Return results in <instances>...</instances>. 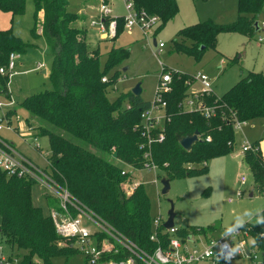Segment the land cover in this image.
<instances>
[{
  "label": "trees",
  "instance_id": "obj_1",
  "mask_svg": "<svg viewBox=\"0 0 264 264\" xmlns=\"http://www.w3.org/2000/svg\"><path fill=\"white\" fill-rule=\"evenodd\" d=\"M133 1L138 10L160 17V28L179 11L177 0ZM263 4L264 0H239L240 15L236 22L218 25L208 21L186 28L180 37L190 42L176 44L177 49L199 56L207 48L216 46L220 33L251 35V29L256 31V22L250 23L249 18L258 17ZM34 6L35 25L31 33L45 39L53 56V67L48 73L53 89L26 98L20 107L36 121L39 134L48 137L56 180L101 218L152 251L156 244L150 241L154 217L150 198L141 182L134 180L131 173L122 175V172L129 168L144 170L153 162L170 181L206 173L207 160L233 151L234 147L228 144L235 143L234 116L239 120H264V74L249 73L220 98L204 95V101L216 111L210 120L199 113H179L178 104L189 90L188 75H174L172 91L166 96L168 112L173 115L166 125V139L163 143L149 144L135 128L141 126V114L150 107V102L132 93L111 101L108 88L117 80L102 81L128 58L129 51L114 47L102 68L99 50L91 51L84 28L75 26L80 19L69 11V0H34ZM26 9L27 0H0V11L12 17L25 15ZM40 12L44 13L42 20ZM122 25L123 19L119 20L117 33ZM28 48L12 30L0 28V68L8 66L12 53L23 55ZM8 76L0 74V89L7 97ZM196 131L203 139L186 151L180 142ZM207 137L211 142H206ZM253 145L258 149L247 152L244 160L254 184L264 194V161L258 145ZM148 153L150 157L146 158ZM201 162L206 164H203L205 169H190L189 165ZM136 183L138 186L133 188ZM34 185V181L8 176L0 168L1 233L11 248L16 245L29 250V257L37 256L42 264H52L56 256L71 253L73 249L57 247L60 237L51 216L45 215L32 199ZM263 215L258 213L257 217L263 219ZM241 228L249 232L251 247L264 254V228L251 222ZM178 234L183 238L192 237L191 233ZM24 264H35V260L25 259Z\"/></svg>",
  "mask_w": 264,
  "mask_h": 264
},
{
  "label": "rangeland",
  "instance_id": "obj_2",
  "mask_svg": "<svg viewBox=\"0 0 264 264\" xmlns=\"http://www.w3.org/2000/svg\"><path fill=\"white\" fill-rule=\"evenodd\" d=\"M125 2L126 0H87L84 5L85 0H69V11L79 19L80 17L86 19L84 21L81 19L75 26L84 28L90 50H99L102 68H105L108 54L114 47L129 51L128 58L105 76L110 81L117 80L114 86L108 88V97L111 101L132 93L133 87L137 84H141L142 98L153 101L163 70L160 62L164 64L167 72L175 71L188 75L187 81L189 76H196L199 72L206 73L212 81L214 92L212 95L216 98L224 96L249 73L264 74V41H260V38L264 39V28L259 31L250 28L251 35L238 32L220 33L216 46L207 48L199 56L186 54L176 47V44L190 42L180 37L181 31L186 28L208 21L218 25L236 22L240 15L239 0H177L179 9L177 16L163 28L159 26L151 31L148 39H145L136 28L127 30L124 21L123 28L114 38H102L98 28L91 26V20L99 15L101 4H108L111 15L122 20L127 14ZM34 17V0H27V9L23 16L12 17L11 14L0 11V28L12 30L29 45L27 52L20 55L17 60L16 74L13 77L8 76L9 97L0 89V121H3L5 126L0 132V137L19 152L27 154L41 168L52 170L48 137L39 134L35 129L36 121L31 119L28 111L20 107L26 98L53 89L49 75L42 72L44 70L51 72L54 59L45 39L42 36L36 38L31 33L35 25ZM263 21L264 4L258 17L249 18L250 23L262 24ZM39 28L41 27L38 26ZM154 40L157 41V45L160 42L166 45L160 55L154 46ZM38 64H44L45 69L38 70ZM124 68L128 70L124 71ZM199 88V84L194 85V89ZM257 124L249 123V127L237 130L232 153L207 160L206 173L171 180L170 191L166 195L162 194L165 173L158 168L150 170L145 168L140 171L129 168L133 179L145 187L151 202L152 216L161 215L163 219H168V212L173 205L176 213L175 228L183 235L191 233L190 238L194 239H218L227 229L241 228L246 222L257 224L259 221L255 215L264 209V199L258 194L250 197L254 179L244 160L246 153L242 151V144L245 141L251 143L252 140L251 135H247L245 131L254 130L258 127ZM37 146H40V149ZM203 164L204 162L191 164L189 167L202 170L205 169ZM243 176L247 177L245 183L241 181ZM31 189L34 204L41 207L45 215H50L52 209L56 208L55 200L38 185ZM262 218L260 223L264 228V215ZM2 228L3 221L0 216V230ZM198 230L202 233L196 234ZM68 243L58 240L57 247ZM248 244L252 256L245 257L236 252V259L229 264H264L263 254L251 247L252 239L248 240ZM189 245L194 244L189 242ZM2 252L19 259H33L37 263H43L37 256L29 257V250L20 249L16 245L11 248L0 232V256ZM254 255L257 257L254 258ZM85 263V256L78 252L77 248L52 260V264Z\"/></svg>",
  "mask_w": 264,
  "mask_h": 264
},
{
  "label": "built area",
  "instance_id": "obj_3",
  "mask_svg": "<svg viewBox=\"0 0 264 264\" xmlns=\"http://www.w3.org/2000/svg\"><path fill=\"white\" fill-rule=\"evenodd\" d=\"M125 9L127 14L122 17L124 27L127 30L138 29L145 39L150 37L151 31L161 24L160 17L149 14L146 10H138L133 0H126ZM119 17H113L108 4H101L99 15L91 20V26L97 27L102 38H114L118 32ZM264 28V21L260 24ZM260 28V29H261ZM263 42L264 39L260 38ZM166 45L160 42L157 45L158 55H160ZM20 55L12 53L7 67L0 68L1 75L13 77L16 72L17 60ZM161 79L156 88L155 99L150 102V107L141 114L142 123L139 129L142 137L148 140L149 144L154 141L163 143L166 139V125L171 122L172 114L168 112V102L166 96L172 91L174 75L181 73L171 71L167 72L164 64ZM38 70H44V64H38ZM104 83L108 78L102 79ZM199 84V89H194V85ZM189 87L187 96L178 104L179 113H199L205 119L210 120L215 116V108L207 105L204 101V95H212L213 85L210 77L203 72L196 76H189L186 82ZM127 108H130L127 105ZM17 116V120H19ZM250 121L232 118L233 128L243 130ZM3 121H0V132L4 130ZM7 128H11L7 126ZM199 139L201 136L199 135ZM206 142H211L207 137ZM229 146L235 143L229 142ZM40 148V146H37ZM145 148V146H142ZM252 143L245 141L242 144V151H256ZM146 158L150 154H146ZM264 161V158H263ZM206 165V164H204ZM0 168L8 176H17L34 181V183L47 191L56 203V208L50 213L57 235L62 241H68V244H62V247L77 248V251L85 256V264H229L236 259V252L241 256L251 257L252 253L248 249V240L250 234L247 230L238 228L225 231L223 236L218 239L201 238H181L177 228H165L168 219H163L161 215L153 217L152 234L150 241L156 244V248L149 251L127 235L120 232L112 224L101 218L81 200L76 198L68 189L56 180L52 170L41 168L38 164L19 153L11 144L0 137ZM157 169V166L151 162L147 164L146 169ZM131 173L129 170L122 172V175ZM243 183L247 182V177H241ZM138 184H134L133 188ZM241 196V194H239ZM98 235V236H96ZM165 237L166 239H163ZM189 242L194 244L189 245ZM255 254V253H254ZM257 255H254L256 258ZM0 264H24L22 258L13 255L0 256ZM35 264H41L40 262Z\"/></svg>",
  "mask_w": 264,
  "mask_h": 264
},
{
  "label": "water",
  "instance_id": "obj_4",
  "mask_svg": "<svg viewBox=\"0 0 264 264\" xmlns=\"http://www.w3.org/2000/svg\"><path fill=\"white\" fill-rule=\"evenodd\" d=\"M255 28H256V31H259L260 30V24L259 22H256L255 23ZM154 46L157 47V41L154 40ZM128 68H124V71H127ZM43 74H46L47 71L44 70L42 72ZM132 94L136 97H139L142 95V87H141V84H137L135 87H133L132 89ZM199 135L200 133L198 131H196L193 135L191 136H186L185 138H183L180 142L181 146L183 147V149H185L186 151H190L194 144L200 142L201 140L199 139ZM117 154H115L114 157H116ZM162 185H163V190H162V194L166 195L169 193L170 191V180L169 179H166L164 178L162 180ZM176 217V213H175V210H174V206L172 205L171 209L169 210L168 212V221L165 223V228L169 229V228H172L174 227V219ZM1 232V230H0ZM189 240H191V238H189ZM263 259H264V254H263Z\"/></svg>",
  "mask_w": 264,
  "mask_h": 264
},
{
  "label": "crops",
  "instance_id": "obj_5",
  "mask_svg": "<svg viewBox=\"0 0 264 264\" xmlns=\"http://www.w3.org/2000/svg\"><path fill=\"white\" fill-rule=\"evenodd\" d=\"M86 1L87 0H85V3H84V5H86ZM83 10H84V8L82 9V11L80 12V15L82 16L83 15ZM79 15V14H78ZM43 16H44V13L43 12H40L39 13V18L42 20L43 19ZM86 20L85 19V17H80V20ZM79 20V21H80ZM46 74H48V71H47V73ZM45 74V75H46ZM149 102H151V101H149ZM254 122H256V123H258L256 126H258L257 128H255L254 130H251V131H245V133L247 134V135H251V143L252 144H257L258 145V147H259V150H260V152H261V155H262V157L264 158V120L263 119H257V120H253V121H251V122H249V123H254ZM250 125H248V126H246V127H249ZM245 128V127H244ZM18 151V150H17ZM19 152V151H18ZM19 153H21V154H23L24 156H26L27 158H29L30 160H32L34 163H37V162H35L32 158H30L27 154H25V153H23V152H19ZM256 194H258L259 196H261L263 199H264V194L262 193V192H260L259 191V189L257 188V186L255 185V184H253V191H252V194H251V196L250 197H254ZM258 213H264V209L261 211V212H258ZM257 213V214H258ZM257 214L255 215L256 217H257ZM257 219H258V223L257 224H259L260 226H261V223H260V221H262L263 219H261V218H258L257 217ZM252 223V222H251ZM207 239H211V238H207Z\"/></svg>",
  "mask_w": 264,
  "mask_h": 264
}]
</instances>
